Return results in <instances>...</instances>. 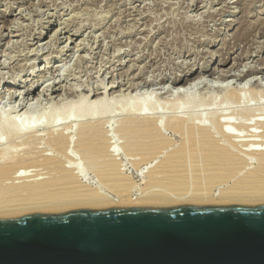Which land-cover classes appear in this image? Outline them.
I'll list each match as a JSON object with an SVG mask.
<instances>
[{"label": "rangeland", "instance_id": "1", "mask_svg": "<svg viewBox=\"0 0 264 264\" xmlns=\"http://www.w3.org/2000/svg\"><path fill=\"white\" fill-rule=\"evenodd\" d=\"M4 21H9L6 27ZM1 29L2 123L7 122V117L8 120L23 118L27 127L43 124L40 129H45V135L48 130L56 128L54 124L57 123L63 125L64 131L75 133L81 116L77 106L90 88L104 81L101 92L109 93L119 81L117 78V82L111 83V74L116 76L130 66L138 72L148 64L144 78L135 80L136 86L129 90L132 96L129 95L130 100L140 98L142 109L152 112L156 108L158 116H163L165 120V116L171 114L174 108L180 107L179 111L187 114L202 115L199 121L208 124H211L210 118L217 115L223 127L230 128L235 136L240 134L236 137L237 141H249L247 145L254 142L245 147L255 146L258 141L259 144L264 142V96L262 92L253 93L256 87L252 86L253 81L258 79L257 83L264 87V0H0ZM152 51L157 52L156 58L149 62ZM239 56H243L240 69L256 67L262 69L263 73L244 81L233 78L222 82L221 79L204 77L210 86L208 95L203 90L190 89L188 85L171 83L174 78H185L191 71H200L201 66L218 70L223 61L229 62L230 66L234 57ZM193 64L195 67H191ZM164 75L168 79L159 83ZM223 84L243 88L240 99L228 96ZM48 86L60 89L56 98V94L48 96ZM27 87L35 88V92L23 101L22 91ZM9 89L13 92L17 90L13 97ZM184 92L190 96L183 97ZM206 95L211 96L213 102L205 101L209 99ZM108 96L112 100V95ZM52 100L56 103L54 106ZM69 104L72 107L74 104L76 109ZM247 110L252 114H240ZM121 112L125 114L126 111L114 110L112 115L106 116L113 120L109 128L117 125L115 121ZM202 113H205L206 120ZM162 119L160 124L164 125ZM71 121L74 125L69 132L67 123ZM0 134V148L8 147L11 142L8 131L0 129ZM115 134L117 147L123 152L120 147L122 140L118 141L119 136ZM24 137L16 141L23 142ZM87 174L89 177L85 179L88 182L92 181L94 186L100 185L99 176ZM133 177L138 183L142 181L136 170H133ZM215 191L217 195L221 193L220 188ZM115 193L113 191L111 194L117 198Z\"/></svg>", "mask_w": 264, "mask_h": 264}, {"label": "bare ground", "instance_id": "2", "mask_svg": "<svg viewBox=\"0 0 264 264\" xmlns=\"http://www.w3.org/2000/svg\"><path fill=\"white\" fill-rule=\"evenodd\" d=\"M8 22L4 21V27ZM156 53V51L151 52L149 62L155 60ZM242 57H234V62L230 66L227 61L221 62L222 67L218 70L201 66L200 71L196 70L194 73L191 71V74L188 73L185 78H174L171 83L188 85L190 89L203 90L206 94L210 86L203 79L204 77L221 79L222 82L233 78L244 81L258 73H263L262 69L256 67L240 69ZM147 65L138 72L130 66L116 76L111 74L109 77L111 83L119 80L117 87H112L109 93L107 92L112 95L114 102L110 100L111 97L109 98L106 91H103L106 94L101 92L104 81L90 88L85 98L78 103L79 112H77L81 116L77 131L73 129L75 133L64 131L63 125L57 123L54 124L56 128L48 130L47 136L43 132L45 129H40L43 126L41 123L38 127H29V125L27 127L23 118L8 120L7 117V122L3 123L0 120V129L8 131L7 135L11 140L8 147L0 148V217L96 205L264 202V142L259 144L258 141V144L248 148L252 141L248 145L246 143L249 141L246 143L237 141L236 137L240 134L235 136L230 128L227 130L225 126L223 127L224 124L217 115L210 118L211 124H208L204 123V118V122L199 121L202 115L190 114L191 112L187 114L179 111L180 107L174 109L171 107L172 113L166 115L165 120L163 116H158L156 108L157 111H154L155 109L152 112L145 111L142 106L140 107V98L135 101L132 98L130 100L129 90L136 86L135 80L144 78ZM167 79L164 75L159 83ZM257 82L258 79L252 83V86L256 87L253 88V93L262 92L264 96V87ZM144 83L147 84L146 81ZM48 87L49 89H46L48 96L56 94L54 96L56 98L60 89L55 86ZM223 88L227 89L228 96L240 99L243 88L224 86V84ZM15 91L11 90V97L15 95ZM34 92L35 88L27 87L23 90V101L29 99ZM182 95L184 97L185 92ZM207 95L206 97L209 98ZM205 101H212L211 96ZM54 104L56 103L54 102L53 106ZM75 107L73 104L72 108ZM114 110L126 112L125 114L121 112L122 114H119L120 117L115 121L117 125L109 128L113 120L106 116L110 113L112 115ZM243 111L238 112L246 116L252 114L248 110L244 113ZM202 114L205 117V113ZM161 119L165 121L164 125L160 124ZM67 124V130L73 128L72 121ZM262 125L264 127V122ZM25 133L28 134L24 137ZM115 133L119 136L118 141L122 140L120 147L123 152L117 147ZM22 137H24V141L21 139L23 142L16 141L17 138ZM133 170L140 173L142 177L140 183L133 180ZM87 173L99 176L100 185L99 182L97 183L99 186H94L92 181L88 182L89 180L85 179L86 176L87 179L89 177ZM222 185L224 186L220 187ZM217 188H220L219 192H221L218 195L215 191ZM113 191L116 192L117 198L111 194Z\"/></svg>", "mask_w": 264, "mask_h": 264}, {"label": "water", "instance_id": "3", "mask_svg": "<svg viewBox=\"0 0 264 264\" xmlns=\"http://www.w3.org/2000/svg\"><path fill=\"white\" fill-rule=\"evenodd\" d=\"M0 264H264V202L96 205L2 217Z\"/></svg>", "mask_w": 264, "mask_h": 264}]
</instances>
